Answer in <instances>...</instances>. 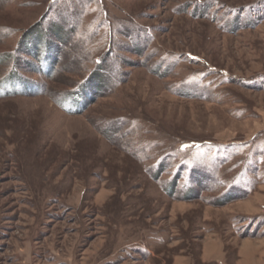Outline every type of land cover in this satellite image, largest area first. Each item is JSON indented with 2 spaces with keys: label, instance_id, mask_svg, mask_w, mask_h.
<instances>
[{
  "label": "rangeland",
  "instance_id": "obj_1",
  "mask_svg": "<svg viewBox=\"0 0 264 264\" xmlns=\"http://www.w3.org/2000/svg\"><path fill=\"white\" fill-rule=\"evenodd\" d=\"M0 264H264V0H0Z\"/></svg>",
  "mask_w": 264,
  "mask_h": 264
},
{
  "label": "trees",
  "instance_id": "obj_2",
  "mask_svg": "<svg viewBox=\"0 0 264 264\" xmlns=\"http://www.w3.org/2000/svg\"><path fill=\"white\" fill-rule=\"evenodd\" d=\"M52 29H54V32L52 33L53 35H51L50 31L45 32L46 49H47V54L49 53V55L50 54L54 55L51 62L53 64H57L58 63V59H57L58 50H60L59 47L60 46H63V47L67 46V44L69 43V40L71 38V34H69V32L66 33L65 31H63V29L58 28L57 26L52 27ZM49 30H50V28H49ZM68 31H71L73 33L74 29L70 28ZM24 35L34 36V35H37V33H35V30H33V31H29V32L25 33ZM48 37L50 40L52 38L55 39L54 41H56L57 44L56 45L54 44L51 47L50 42L47 43ZM135 51L139 52L142 55V52H143L142 50L135 49ZM29 55H31L33 57L34 56L37 57L36 56L37 54L35 55V53H33V52H31V53L29 52ZM12 62H13L12 57L8 58V64L9 63L11 64ZM104 67L105 66L101 65V64L96 66L92 75H90V77H89V81H88L89 83L80 85L72 93L61 96L60 100H56V106H58L63 112H65L67 114H81L83 112V109L85 107H87V105L90 101H93L95 99V97H98V95L102 91H104L106 88L108 89V87H109V85L105 84L104 80H103L104 73H105V71L103 70V69H105ZM89 88H91V91H93L92 93H94V94H91L89 92L90 91V90H88ZM87 94H89L88 97L86 96ZM93 96H95V97H93ZM76 101H79L78 102L79 106H76V103H77ZM74 106L76 107L75 112H74ZM121 124L122 123H119V125H121ZM114 127H115V125H114ZM110 130H113L112 127ZM110 130H108V131H110ZM164 167H165L164 164H162V163L159 164V166L157 167V171H156V177L159 174H161L163 170H165ZM187 200H189V199H187Z\"/></svg>",
  "mask_w": 264,
  "mask_h": 264
}]
</instances>
